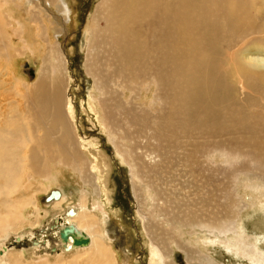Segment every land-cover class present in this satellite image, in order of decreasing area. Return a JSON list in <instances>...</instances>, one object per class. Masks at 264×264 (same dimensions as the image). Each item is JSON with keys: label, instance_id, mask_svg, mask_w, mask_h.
<instances>
[{"label": "bare ground", "instance_id": "obj_1", "mask_svg": "<svg viewBox=\"0 0 264 264\" xmlns=\"http://www.w3.org/2000/svg\"><path fill=\"white\" fill-rule=\"evenodd\" d=\"M37 1L38 8L23 15L31 16L38 36L50 47L42 46L37 82L26 87L18 77L12 104L0 111V236L26 219L21 211L25 201L13 194L23 188L18 178L24 169L38 176L66 165L82 175L86 188L75 205L62 190L50 192L53 209L67 203L57 219V245L66 252L93 248L97 264H117L106 246L109 237L102 220L92 217L97 213L90 208L92 202L94 208L100 204L93 172L102 168L101 162L82 150L86 146H80L75 124L69 121L66 80L57 70L66 58L51 39L53 31L58 36L66 28L72 8L69 0ZM89 22L85 32L94 53L88 54L86 68L95 80L91 107L130 166L136 196L164 197L170 218L180 222L165 242L182 238L184 233L176 229L186 225L223 234L230 229L227 247L250 264H264V251L256 243L264 246L262 238L253 240L240 225L222 226L240 214L233 186L252 167L242 162L251 157L264 171V138L259 133L264 130V0H99ZM15 33L23 45L9 44L10 53L27 48L25 23L17 20ZM212 156L222 158V164L216 165ZM239 157L244 160L239 162ZM188 188L192 193L186 197ZM260 193L257 202L264 207ZM158 206L149 215H157ZM12 207L17 214L3 216ZM138 210L143 216L144 209ZM81 222L97 224L99 237ZM258 223L264 227V218ZM157 245L153 242L150 264H174ZM194 255L199 256L195 249L188 251L189 264L205 258L217 264L207 255Z\"/></svg>", "mask_w": 264, "mask_h": 264}, {"label": "rangeland", "instance_id": "obj_2", "mask_svg": "<svg viewBox=\"0 0 264 264\" xmlns=\"http://www.w3.org/2000/svg\"><path fill=\"white\" fill-rule=\"evenodd\" d=\"M31 2L30 0H0V111L2 109L8 111V105L12 104L15 80L18 77L25 81L26 87H32L37 82L43 64L44 48L42 46L50 47L48 41H45L42 36H38L39 33L31 22V16L26 18L23 15L27 9L29 11L36 9L35 5H38V1H33L32 5ZM98 2L99 0H69L72 19L63 31L60 29L58 36L53 31L51 39L54 43H59L60 52L66 58V61L64 60L62 63L63 66H59L62 69L59 70L58 67L57 70L60 73L63 72V79L66 80L64 93L69 105L67 112L70 120H68L75 124L77 134L81 139L80 146L81 144L86 146V149L81 146L82 150H87L86 154L88 155H90L89 153L95 154L96 160L101 162L102 168L93 172L96 174L94 183L99 188L98 200L100 204L99 207L94 208L92 202L90 208L93 213H97L95 216L91 213L92 217L96 220L101 218V228L104 227L105 232L107 231L109 237L105 239L107 248L114 254L117 264H128V260L129 264H150L153 242H156V245L159 244L157 246L165 252L166 256L169 255L168 262L171 260L174 264H189L187 254L192 249H195L199 254L194 257L207 255L217 264H250L247 257H240L233 247H227V243H229L227 238L231 235L229 228H236L237 225H240L245 235H251L253 240H256L257 237L264 240V227H259L261 225L258 223L259 219L264 218V207L257 202L259 201L257 197L261 196L260 191L264 193V171L255 166L251 157L246 158L245 161H243L244 157L238 158L239 162L243 161L242 164L248 163L252 167L250 171L242 172L241 181L239 180L233 186L234 199L238 202L235 209L240 214L234 220L235 222L229 221L231 224L227 221H224L225 224L223 222L222 226H228L229 233L225 230L224 234L220 232V235L218 233L220 230L217 229L214 231L211 229V231L206 227L186 225L176 229L177 234L180 230L184 233L182 238L168 239V242H165L168 237L173 235L169 232L171 227H180V222L177 219L170 218L173 216L170 213L171 210L168 209L170 205L166 199L167 207L166 204L163 205L164 197L163 199H161L162 197L160 199L159 197L153 198L155 196L153 195L151 198L145 196L144 193L142 196L141 192L136 196L130 166L125 164L116 152L107 133L102 130L97 114L91 107L94 101L95 80L87 72L86 59L88 54L94 53V50L91 48L92 39L90 41L89 35L85 31ZM44 12L47 13V10ZM17 20L25 23L26 33L22 38L27 41V48L20 51V48L16 47V50H12L10 53V45H19V47L23 45L22 40L17 42L16 33L12 35L13 30L17 28ZM87 35L88 41L85 42L84 39H87ZM44 36L46 39V34ZM54 49L59 54V49L56 46ZM6 106L8 108H5ZM259 133L261 139L264 138V130H260ZM248 148L251 150V147L248 146ZM101 156L102 158H100ZM90 157L92 159V156ZM211 158L216 165L223 162L222 158L217 156ZM228 166L226 165V167ZM90 170L89 172L92 171ZM262 171L263 173H261ZM41 173L37 176L32 171L24 169L18 178L19 184H23V188L20 186L15 188L13 194L20 196L21 201H25L26 206L21 208V211L26 219L22 225L20 224L21 226L9 227L7 232L0 236V264H97L93 248L77 252H66L60 249L57 245L58 239L55 230L58 226L57 219L60 218L61 213L63 214L64 206L67 203H62L60 208L53 209L55 207L49 202L53 196L50 195V192L57 189L68 195V202H74L73 205L77 204L81 197V191L86 188L82 182V175L73 172L66 165L61 168L53 167L43 175ZM191 193L192 189L188 188L186 197ZM91 197L93 200L95 196L91 195ZM193 197V199H199L197 196ZM142 198L144 201L141 200ZM193 199L190 202L196 203ZM185 200L187 199L185 198ZM141 201L142 203H140ZM143 202L146 205L143 206ZM15 204L19 206V204ZM188 205L194 206L195 204L188 203ZM154 206H158V210L161 211L159 210L157 215L152 217L149 215V210H153ZM195 208H200L199 203L193 207V209ZM16 209V207H12L10 211L4 212L3 216L8 214L10 217H14L17 214ZM138 209H144L143 216L138 213ZM84 225L88 230L94 232L97 238L99 237L97 224ZM259 242L256 241L260 249L264 251V246ZM201 264L209 263L205 258Z\"/></svg>", "mask_w": 264, "mask_h": 264}]
</instances>
